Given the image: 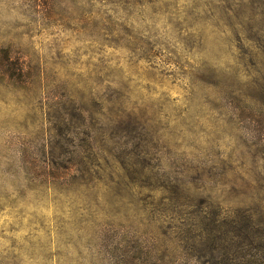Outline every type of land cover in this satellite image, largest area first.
I'll return each instance as SVG.
<instances>
[{"label": "rangeland", "instance_id": "374dc122", "mask_svg": "<svg viewBox=\"0 0 264 264\" xmlns=\"http://www.w3.org/2000/svg\"><path fill=\"white\" fill-rule=\"evenodd\" d=\"M0 264H264V0H0Z\"/></svg>", "mask_w": 264, "mask_h": 264}]
</instances>
